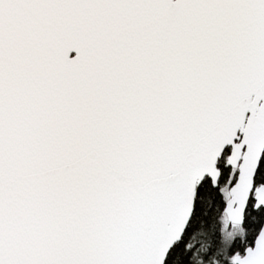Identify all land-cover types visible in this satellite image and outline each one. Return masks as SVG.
I'll list each match as a JSON object with an SVG mask.
<instances>
[{
  "label": "snow or ice",
  "instance_id": "6c2138e0",
  "mask_svg": "<svg viewBox=\"0 0 264 264\" xmlns=\"http://www.w3.org/2000/svg\"><path fill=\"white\" fill-rule=\"evenodd\" d=\"M0 264H264V0H0Z\"/></svg>",
  "mask_w": 264,
  "mask_h": 264
}]
</instances>
